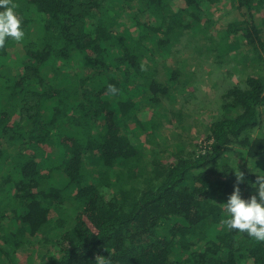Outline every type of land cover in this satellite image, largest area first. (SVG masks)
<instances>
[{"label":"trees","instance_id":"16d2710c","mask_svg":"<svg viewBox=\"0 0 264 264\" xmlns=\"http://www.w3.org/2000/svg\"><path fill=\"white\" fill-rule=\"evenodd\" d=\"M13 2L0 264H264L222 206L264 176V0ZM191 104L214 107L201 141Z\"/></svg>","mask_w":264,"mask_h":264},{"label":"clouds","instance_id":"9594fccd","mask_svg":"<svg viewBox=\"0 0 264 264\" xmlns=\"http://www.w3.org/2000/svg\"><path fill=\"white\" fill-rule=\"evenodd\" d=\"M16 8L13 0H0V48H4L8 40L19 43L25 38ZM109 91L113 95L117 93L112 85H109ZM254 187L256 195L248 199L242 197L239 187H234L222 205L228 215L224 224L229 230L246 233L250 238L264 242V176H257ZM96 264H110V261L97 257Z\"/></svg>","mask_w":264,"mask_h":264},{"label":"rangeland","instance_id":"374dc122","mask_svg":"<svg viewBox=\"0 0 264 264\" xmlns=\"http://www.w3.org/2000/svg\"><path fill=\"white\" fill-rule=\"evenodd\" d=\"M230 11L231 10H229V8H227V9L224 10V13H222V14L223 15H225V14L228 15L230 13ZM229 19H234V16L233 15H229ZM201 58H204V57H201ZM196 62L197 61L193 60L191 62V64H194ZM206 66L207 65L204 64V66L201 69H203L204 71L209 72L210 70H209V68L206 69ZM219 79L223 80L222 76H220ZM213 80H215V79H213ZM234 80H235V82H237L238 81L237 77H234ZM208 87H209V84L207 86V83H206V85H202V93L205 92V91H208ZM182 103H183V100H180L178 106H180ZM198 106H199L198 104H196V106L191 104L189 106V109H188V110H191V111L188 112V113H190L188 116H190V120L191 121H194V120H196V122L198 121L197 124L193 127V132L196 131V128H197V132L194 135V138H196V139L198 138L199 139L198 141H201L204 138L202 136L206 135L205 134V127L207 128V125H208V122H209V119H210V115L213 113L214 107L210 106L208 109H204L203 110V109H200ZM206 106H209L208 103H207ZM191 131H192V129H191ZM179 132H180V130H179ZM181 133H184V131H181ZM26 250H28V251L25 252ZM33 250H34V252H32ZM44 253H45L44 247H42L40 244H37V245L35 244L34 247L25 248L23 250V252L19 254V257H20V260H21V262L23 264H28L27 258H28V256L30 254H33L34 258L38 259V255L39 254H44Z\"/></svg>","mask_w":264,"mask_h":264}]
</instances>
